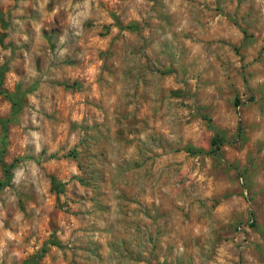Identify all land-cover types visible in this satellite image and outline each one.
Listing matches in <instances>:
<instances>
[{
  "label": "rangeland",
  "instance_id": "rangeland-1",
  "mask_svg": "<svg viewBox=\"0 0 264 264\" xmlns=\"http://www.w3.org/2000/svg\"><path fill=\"white\" fill-rule=\"evenodd\" d=\"M0 264H264V0H0Z\"/></svg>",
  "mask_w": 264,
  "mask_h": 264
},
{
  "label": "trees",
  "instance_id": "trees-1",
  "mask_svg": "<svg viewBox=\"0 0 264 264\" xmlns=\"http://www.w3.org/2000/svg\"><path fill=\"white\" fill-rule=\"evenodd\" d=\"M221 140H216V139H213L212 142H211V149L209 151V153L213 154V155H217V152H218V148H219V145L221 144ZM3 166V164H1ZM4 173L6 174L7 173V169L5 168L4 169ZM51 183H52V180H51Z\"/></svg>",
  "mask_w": 264,
  "mask_h": 264
}]
</instances>
